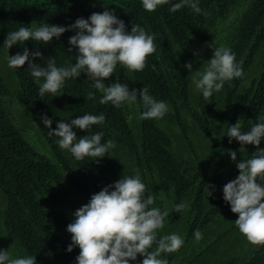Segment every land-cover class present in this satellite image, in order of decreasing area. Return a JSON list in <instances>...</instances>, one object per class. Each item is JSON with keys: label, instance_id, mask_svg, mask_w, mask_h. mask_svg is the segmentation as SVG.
Here are the masks:
<instances>
[{"label": "trees", "instance_id": "obj_1", "mask_svg": "<svg viewBox=\"0 0 264 264\" xmlns=\"http://www.w3.org/2000/svg\"><path fill=\"white\" fill-rule=\"evenodd\" d=\"M180 2L168 0L149 12L142 0H0V57L5 65L0 66V249H9L15 258L36 256V264H77L79 247L67 251L72 243L67 225L74 220L50 209V198H60L69 181L89 202L107 185L139 172L145 195L156 197L153 206L169 212L164 227L157 230L158 239L181 231L183 245L194 244L197 252L196 244L197 248L202 245L194 232L201 230L205 237L201 252H212L211 264H219L223 245L234 255L223 264H264V245L247 241L235 225L238 214L223 199V186L239 174L227 150H238L241 145L235 139L229 143V127L238 119L243 131L264 122V0H194L201 13L189 6L171 12ZM104 8L114 9L127 31L138 24L155 34L157 49L142 71L118 64L104 83H126L130 90L147 86L154 99L169 106L162 119H141L146 109L139 96L136 103L120 107L99 103L103 93L92 86L86 73L66 79L55 97L40 96V84L27 63L20 69L8 66L7 56L22 53L25 47L42 53L33 61L41 67L46 68L53 58L58 67L75 63L78 50L68 52L74 31L48 44L29 40L11 49L3 46L4 40L22 26L67 27ZM227 19L230 22L223 26ZM215 37H221L219 46L230 48L236 61L242 62L243 77L226 81L220 92L205 99L195 89L193 77L212 58L209 45ZM189 62L192 73L184 67ZM5 70L13 75L9 84L4 80ZM89 93L95 99H89ZM10 99L17 100L16 111ZM45 114L53 120V130L61 120L103 114V124L93 125L88 132L73 131L78 138L103 132L101 143L113 140L116 147L99 162L94 157L77 160L58 146L59 138L49 134L41 119ZM245 147L247 151L238 152L237 162L251 158L257 150L254 145ZM206 185L215 186L211 196ZM181 202L189 207L175 212L174 206ZM206 230L211 231L210 238ZM201 252L196 254L198 260Z\"/></svg>", "mask_w": 264, "mask_h": 264}, {"label": "clouds", "instance_id": "obj_2", "mask_svg": "<svg viewBox=\"0 0 264 264\" xmlns=\"http://www.w3.org/2000/svg\"><path fill=\"white\" fill-rule=\"evenodd\" d=\"M166 3L168 0H142L143 8L149 12ZM184 6H189L197 14L202 11L194 0H181L170 11L176 12ZM67 31L75 32L68 41L72 46L68 52H72L73 48L78 50L75 63L58 67L53 58L46 68L41 67L33 61L43 57L42 53L39 50L30 52L25 47L22 53L7 56L8 66L20 69L27 63L31 75L40 84V96L50 93L55 97L66 79H77L81 73H86L93 82L92 86L103 93L99 103L111 102L120 107L125 103H136L139 96L146 109L141 113V119L159 120L165 116L169 111L168 104L154 99L147 86L130 90L126 83H104L113 76L118 64L129 71H142L146 67L147 58L157 50L155 34H149L138 24L133 25L130 32L127 31L124 21L114 14V9L104 8L103 12H94L87 19L78 18L67 27L48 23L32 28L22 26L7 34L3 46L11 49L29 40L48 44ZM209 47L213 49L212 58L202 71H195L193 77L195 89L202 92L205 99L210 98L214 92H220L226 81L243 77L242 62L236 61L235 53L230 48L215 44ZM184 67L190 73L193 72L191 62ZM41 78L44 79L42 84ZM88 98L95 99V94L89 93ZM41 119L50 130L49 134L59 138L58 146L68 150L77 160L94 157L99 162L116 147L113 140L101 143L103 132L78 138L73 131V128H78L88 132L93 125L103 124L106 119L103 114H84L70 122L61 120L54 130L52 119L46 114ZM227 136L229 143L235 139L241 147L238 150H227L231 160L236 162L239 174L223 186V199L230 205L231 211L238 214L234 222L247 241L257 246L264 245V148H260L264 139V122L254 123L250 130L243 131L238 119L229 127ZM245 145H254L257 150L251 158L237 162L238 152L247 151ZM206 186L207 196H211L215 186ZM145 193L146 185L137 172L107 185L74 212V221L67 225L72 241L67 251L79 247L77 264H130L138 255L143 257L142 264H169L162 253L179 250L184 239L176 233L157 238V230L164 227L169 212L154 207L156 197L151 194L146 196ZM188 207L187 203L181 202L174 206V211L179 213ZM194 236L197 241L203 238L199 230L194 232ZM154 244L156 247L153 249ZM0 264H36V256L15 258L9 249H0Z\"/></svg>", "mask_w": 264, "mask_h": 264}, {"label": "rangeland", "instance_id": "obj_3", "mask_svg": "<svg viewBox=\"0 0 264 264\" xmlns=\"http://www.w3.org/2000/svg\"><path fill=\"white\" fill-rule=\"evenodd\" d=\"M236 13L231 14L230 19H234ZM228 22L230 21L227 19L224 22L223 26H226ZM220 39L221 37H215V39L213 40V44L219 46ZM0 66L1 67L5 66L4 63L1 62V57H0ZM4 72H5L4 80L7 81V83L9 84L10 81L12 80L13 75L12 73H10V70H5ZM16 102H17L16 99H14L13 101L10 99L11 109L15 110L13 107H15L16 109L19 108V104L16 105ZM20 109H18V111H20ZM29 131H32V126H30ZM29 136H30V133H29ZM66 185L63 187L64 192L59 196L60 198L58 197L52 198L54 199L53 201L50 198L49 201L52 206H50L49 208L52 210H55L56 212L61 213L67 218H71L74 220L75 219L74 212L77 209H79L82 205H85L88 202L84 199V197L75 189V187L69 181L68 183H66ZM1 197H2V193L0 191V202H1ZM0 206H1V203H0ZM0 212H1V209H0ZM199 231L201 232V230ZM171 233L179 234L181 237H183V239L185 238V234L182 233L181 231L174 230ZM210 234H211V231L206 230V235L208 238H210ZM204 238L205 237L203 236V238L200 240V244L202 245V247L205 246ZM202 247L197 248V244H196V249H198V251L195 252L194 244H192L190 247H187L186 245H182L179 250L173 253H162V257H166L169 261V264H179V263L180 264H211L212 262H214L213 261L214 256L212 252L211 251L201 252ZM216 247H217L216 249H218L220 245H217ZM219 251L221 252V257L219 258V264H223L224 262L226 263L227 261H230L231 258L234 256L232 253H230L231 248H229V246L223 245V247H221ZM199 252H201V254L198 260V256L196 254ZM10 253L13 256L12 252ZM142 260H143V257L138 255L137 259L135 261H131L130 264H142Z\"/></svg>", "mask_w": 264, "mask_h": 264}]
</instances>
